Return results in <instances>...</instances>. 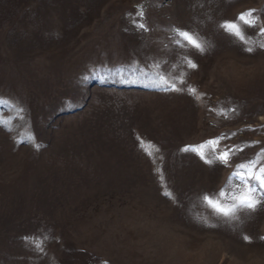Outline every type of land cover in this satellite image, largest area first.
I'll return each mask as SVG.
<instances>
[{
	"label": "rangeland",
	"instance_id": "obj_1",
	"mask_svg": "<svg viewBox=\"0 0 264 264\" xmlns=\"http://www.w3.org/2000/svg\"><path fill=\"white\" fill-rule=\"evenodd\" d=\"M261 29L264 0H0V264H264V207L203 200L264 167Z\"/></svg>",
	"mask_w": 264,
	"mask_h": 264
},
{
	"label": "snow or ice",
	"instance_id": "obj_2",
	"mask_svg": "<svg viewBox=\"0 0 264 264\" xmlns=\"http://www.w3.org/2000/svg\"><path fill=\"white\" fill-rule=\"evenodd\" d=\"M142 17L143 13H139ZM247 17V18H246ZM241 21L245 24L255 25L257 22V17L254 15V10H249L247 13H242L239 17ZM141 29H144V24L140 25ZM225 30L230 34H234L237 37H241L240 25L236 23H230L225 26ZM264 32V29H261ZM177 34L181 37V40H177V43H182V41H187L189 45L199 51H204V44L199 41L198 37H195L194 34L189 32H181L177 30ZM248 51H252L251 48L247 49ZM188 66L191 68H196L197 65L193 63L191 60L187 61ZM120 71V70H117ZM168 83V81L161 78V84ZM171 88L175 90V84L171 85ZM168 90V89H163ZM190 91H195L194 89H190ZM5 101L0 98V105H3ZM0 126H3V121H0ZM187 150V149H185ZM232 150H227L219 155V159L223 160L225 163L228 161L229 154ZM211 155V154H209ZM201 158L205 159L203 153H201ZM206 162H210V160H206ZM256 165V161L249 162V166H247V174L241 171L242 168H245V165L237 166V170L233 173V175L229 178V184L232 183L233 180L239 181L236 185L237 188L240 189L239 192H234L231 188L227 190V193L224 189L221 190V193L218 194L217 197L209 198L208 196L203 197V200L206 202V205L213 209L215 214L218 216L227 217L229 219L235 218L238 212H242L243 210H255L258 206L264 207V167H261L258 172L253 173V168ZM231 200L233 203L231 205H226V201ZM247 239V237H246ZM39 247V245H37Z\"/></svg>",
	"mask_w": 264,
	"mask_h": 264
}]
</instances>
